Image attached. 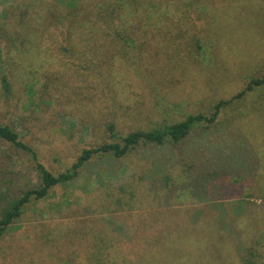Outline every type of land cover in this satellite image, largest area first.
<instances>
[{
    "label": "rangeland",
    "instance_id": "1",
    "mask_svg": "<svg viewBox=\"0 0 264 264\" xmlns=\"http://www.w3.org/2000/svg\"><path fill=\"white\" fill-rule=\"evenodd\" d=\"M131 1L134 44L84 46L73 65L58 34L40 36L57 0H0V124L54 174L84 148L210 114L264 74V0ZM35 163L0 139V210L38 186ZM108 238L114 264H264V84L176 144L93 157L26 204L0 239V264H79Z\"/></svg>",
    "mask_w": 264,
    "mask_h": 264
},
{
    "label": "trees",
    "instance_id": "2",
    "mask_svg": "<svg viewBox=\"0 0 264 264\" xmlns=\"http://www.w3.org/2000/svg\"><path fill=\"white\" fill-rule=\"evenodd\" d=\"M139 7L135 1L131 0H57L54 10L49 9L47 15L44 16L42 23L44 30L40 33V36L43 37L46 34L49 39L54 38L56 40L58 34L62 45L61 50L65 51L67 56L72 58L73 65H76L77 62L87 57L88 52L83 51L84 46L95 48L99 43L102 46L111 44L115 47L118 43H123L125 47L133 45L134 38L128 34L127 23L129 17L131 19L137 17ZM22 13L24 18L26 13ZM51 26H56L59 32L56 34L49 32L47 29ZM118 48L123 49L122 47ZM102 50L100 46L98 52L100 57L102 56ZM95 51H97V48H95ZM1 81L4 90H8L9 82L4 72ZM51 82L53 81L45 80V84H43L45 91H49ZM262 84H264V74L261 77H251L246 86L231 99L217 101L213 105L210 114H185L183 119H177L174 122L164 121V123H160L158 121L155 126L149 129H135L120 135L118 141L104 142L95 147L84 148L70 167L57 174L52 173L36 160L37 157L34 151L21 141L17 131L9 125L0 124V139L32 155L36 161L35 167L40 180L37 187L23 190L19 195L9 199L0 210V239L8 227L22 214L26 204L32 199L45 198L54 186L63 185L74 180L78 176L80 168L93 157L108 153L120 158L131 152L139 143L176 144L185 139L196 127L211 126L215 122L218 113L230 101ZM47 94L49 97L53 96L52 93ZM107 128L110 134L114 132L112 122L108 124ZM136 188L137 185L134 186V189L123 191V193H128L129 197L131 196L127 202H130L137 194ZM85 235L82 234L80 238ZM110 238L112 239V236ZM110 238H108L109 241L97 239L91 249L87 251L89 255L79 264H114L117 260L109 254V250H111L110 243L112 242ZM73 253L71 252V254ZM70 261L66 259L61 264H69ZM248 262L251 264V261Z\"/></svg>",
    "mask_w": 264,
    "mask_h": 264
}]
</instances>
